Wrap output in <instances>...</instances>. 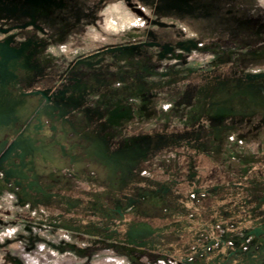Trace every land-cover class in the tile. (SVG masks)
I'll list each match as a JSON object with an SVG mask.
<instances>
[{
    "label": "rangeland",
    "instance_id": "1",
    "mask_svg": "<svg viewBox=\"0 0 264 264\" xmlns=\"http://www.w3.org/2000/svg\"><path fill=\"white\" fill-rule=\"evenodd\" d=\"M50 1L53 2L55 0ZM75 1H77L75 3L76 5L78 4V7L73 14V11L71 12L72 6L71 9H66L63 6L64 26L68 31L62 40V35L58 36L56 33L59 24L48 19V15L42 14L39 8L34 9L30 6V10L26 12V15L23 12L24 10L19 13V16L17 15L18 21L24 20L22 24L17 26L18 29H29L31 35L24 40L23 36L19 37L17 35L20 32L16 33L15 39L18 36L19 40L13 46L11 44L8 45L11 42L13 44V41H7L8 47L4 49L11 60H17L22 57L24 61H15V64L20 69L22 68L24 71L31 73L29 76L32 81L38 80L35 77V73L38 72L39 67L47 66L48 74H53L51 81L55 83L57 81L54 80V76L67 71V68L72 65L69 63L75 60H78L76 63L78 71L90 72L94 68L105 69L104 67L107 66L109 71H115L118 74L127 73L129 80H132L137 71L136 67L139 64L142 65V60H145L147 63L156 64L161 77L165 76L162 75L164 72H170L172 68L186 76L182 83L176 84L180 88L175 91L173 101L175 106V103L185 105L188 103V98L191 96L192 91H199L206 82V79L198 80L199 75L197 76L194 71L202 70L208 65L210 67L209 70H212V65L216 63L215 60L217 58L226 56V53H229L227 50L232 51L240 43L248 45L264 42V0H204V2H200L197 5L199 7V9L197 8L198 12L189 18H169L163 14L153 23V29L156 32L154 34L150 31H144L146 26L149 25L147 17L149 19L154 18L152 17L153 12L150 4L146 6L134 0V2L139 4L140 15L124 0ZM181 1L188 6L191 0ZM18 9H15V12ZM88 11L90 16L84 15L89 17L88 23L85 26H81V16ZM69 13L72 14L73 18H71ZM26 19H31V22L27 23ZM162 22L168 23L169 26L163 27L164 24ZM47 30L55 34L54 38H51L46 50H39L32 32L40 35L41 33H46ZM164 34L166 35L164 36ZM159 36L161 38L156 39ZM173 36L194 39L198 42L191 43L189 41L184 43V47L176 44L168 47L169 41H173ZM153 38L160 43L153 41ZM163 47L166 48L163 49ZM128 60L132 62H128ZM96 62L99 64L94 65ZM261 69H264V61L247 65L248 71ZM230 70L231 68L225 71L229 72ZM214 74L216 73L214 72L211 75ZM149 77L158 81L156 74H151ZM166 78L167 75L164 79ZM208 82L210 83V81ZM144 83L145 81L140 84L136 83L134 89L137 91L130 98V100L135 101L136 110L134 112H137L139 121L143 123L150 121L155 113V106L152 103L153 100L155 101L154 94L145 89ZM104 84L105 82L103 81L99 83L101 87ZM128 87L129 85L126 86V88ZM68 89L66 87V89L60 90L59 94L54 93L53 95H57L54 101L60 102L63 97L67 98L69 95ZM166 89H163L162 92H166ZM75 93L77 97L73 99L74 104L80 102L81 100L79 99L87 95L95 98V94H90L87 84L82 81L76 84ZM42 95L45 98L48 94L45 92ZM48 99L50 100V97ZM34 100L36 98H33V103L35 102ZM16 103L17 110L20 111L19 109L23 107V103L18 101ZM37 106H40L39 103ZM220 106L212 115L213 122L224 123L226 116L233 111L230 106ZM170 108L171 104L161 105V109L164 111H168ZM16 111L9 110L0 99V129L8 123L9 117ZM134 112L132 106L123 104L119 106L116 103L113 110L109 113V124L119 126L126 123L127 125L131 121ZM34 128L39 133L47 136L51 134V130L43 127L41 123H37ZM0 135H2V131H0ZM234 135L229 136L231 141L235 138ZM260 138L263 139L262 136L258 137V133L249 136L240 135L238 137L240 143L244 142V146ZM23 143L25 142L23 141ZM251 146V151H256L257 148L253 144ZM64 147L66 146L64 145ZM163 158L169 159L166 151L154 154L152 164L145 165V167L155 170L153 172L155 177L153 179L154 185L148 189L149 178L139 176L137 177V185L140 188L138 192L150 191L157 193L161 187L169 186L168 180L170 181L172 175L164 173L163 169L166 168L165 165L161 164ZM50 161L51 159H49ZM53 165H55L53 170L55 177L51 178L50 185L61 183L57 182V180H59L62 170L56 164ZM189 165L190 162L186 161L184 167L189 168ZM136 167L139 170L144 166L137 164ZM166 167L168 168V165ZM206 173L204 168L200 172L203 177L200 175L195 176L202 177L199 184L195 183V186L191 185L190 182L173 185L174 189L171 191L178 199L173 196L170 199L167 198L168 200L161 201V199H158L155 205L158 207L155 210L142 212V216L145 218L148 216L158 217L161 214L169 217L170 227L173 231L185 232L180 243L161 247L155 241L151 243L150 241L147 243V241L141 245L142 250L148 254L161 251L178 253L180 256L189 255L198 259L195 264H264V226L260 227V225L264 224V221H262L264 220V212H259L261 206H256L257 203L253 196L258 194L261 189L259 181L257 180V182L254 179L250 186L245 188V190H248L247 195L229 190L222 191L217 187L213 194L208 195L210 199L208 201L205 198L198 202L189 199L188 195L191 192L197 194L199 198L202 192L208 189H204L209 181ZM189 174L188 171L186 175ZM142 175L150 176V172L143 171ZM187 181L189 180L187 179ZM18 186L21 187L22 184L19 183ZM240 186L244 187V184ZM20 204L21 206L25 205L17 202L16 196L12 192L3 190L0 194V242L10 240L11 243L13 241L9 246L11 251L8 253H13L12 255L21 259L23 261H21L22 264H88L85 262L86 259L84 257H77L74 251L60 252L57 246L62 243H72L85 249V246L94 242L92 238L81 235L79 230L70 227L60 226L54 230V226L52 227L48 222L38 224V222L31 223L24 220V218H29L27 215L28 211L22 215L19 212L27 210L29 205L21 207ZM40 208L42 211L44 210L43 207ZM256 210L262 220L255 219L254 212ZM44 211L43 213H45ZM30 213L33 215L35 210ZM34 216L38 218L37 220L42 221L40 214ZM2 223L5 225L4 227H2ZM216 223L218 224L217 228L215 227ZM146 227L145 225L140 228L141 231H149ZM29 230H32V234H37L42 239L32 251L24 248L22 241L25 240L19 237V234L27 237L26 233L30 234ZM224 231H226V234L223 236ZM232 232H237V236L234 237ZM216 236H222L223 238L226 236L227 240H233L234 244H236V253L228 256L229 245L223 244L220 248L214 245L213 241ZM247 237L249 243L252 242L249 245L246 244ZM92 253L94 258L90 264H129L123 258L116 257L114 254H107L105 250L98 251L95 249V251L92 250Z\"/></svg>",
    "mask_w": 264,
    "mask_h": 264
},
{
    "label": "trees",
    "instance_id": "2",
    "mask_svg": "<svg viewBox=\"0 0 264 264\" xmlns=\"http://www.w3.org/2000/svg\"><path fill=\"white\" fill-rule=\"evenodd\" d=\"M37 1L39 3L41 1L42 6H33V8H39L42 14L48 15V19L59 24V26L57 25L59 28L56 33L58 36L62 35V40L68 31L64 26L63 6L66 9H71L72 6L71 12L73 11V14L78 7V4L76 5L75 3L77 1ZM124 1L132 9H135L137 14H140L139 4L137 2H134V0ZM136 1L146 6L150 4L153 12L152 17L154 18L149 19L147 17L149 25L146 26L144 31H150L152 34L156 33L153 29V23L163 14L169 18L177 16L180 19H184L193 14L199 4V0H191L188 6L181 0ZM174 12L176 14L173 15ZM72 14L70 15L71 18H73ZM84 15L90 16V12L88 11L86 14H82V19L80 20L81 26H85L88 23L89 17ZM162 24H164L163 27L169 26L168 23L162 22ZM18 32L20 33L17 35L19 37L23 36L24 40L31 35L29 29H20ZM46 33L48 35V42H46L45 48L49 46L48 44L51 42V38H54L55 35L48 30ZM19 37L17 36L16 40H19ZM33 37L36 39V43L40 40L36 32H34ZM172 40L174 44L178 45L182 38L173 36ZM142 61L143 64H139L136 67L137 71L132 80H129L127 73L118 74L115 71H109L107 70V66L104 67L105 69L94 68L90 72L78 71L72 74L71 71H63L62 75L60 73L55 75L54 80L57 81L60 79L64 82V87L69 88L67 98L63 97L60 102L57 101L61 106L59 104V106L55 105V107L52 109L49 108L45 112L48 116L49 125L56 129V134L53 133L52 136H39L32 133L31 137L32 144L38 151L37 153L53 148L54 161L57 159L63 162L62 167L58 166L62 170L61 176L63 177V182L50 185V175L53 173L55 165L51 164L49 159H42L40 164L37 162L38 159L33 158L34 163L37 165L35 164L36 166L32 167L33 181L30 184L31 186L22 183L21 187L18 185L16 187L20 191L19 197L21 203H30L31 210H39L40 207H43L45 210V213H38L42 217V221L37 220L38 218L32 216L29 212L28 216L31 223L38 222V224H42V222H48L52 227L54 226V230L60 226L77 229L81 234L92 236L101 242V244L96 246L100 249H104L107 252L113 251L114 254L119 256L129 257L132 254L137 257L132 259L133 264H157L156 261L162 257L160 254L149 258L148 262H142L141 258L144 257V254L141 253L140 241H155L161 247L175 245L180 243L185 232L173 231L170 227L169 217L162 214L158 217H141L142 222L150 226L149 231L142 232L136 223L130 222L127 218H123L122 214H117V211L114 210L115 202L122 203L125 200L123 197L124 194L128 196V199L124 201L128 206L123 207L120 204V207L124 211L131 206L130 201H128L131 199L129 193H133L135 186L139 188L137 185V177L149 178L147 186L153 182L155 178L153 172L155 170L147 166L145 167V165L152 164L154 154L161 151H166L168 154L169 159L163 158L161 164L165 165L166 169H163L164 173L172 175L170 177L171 181L173 179H179L181 181L180 183L190 182L191 185L195 186V183L199 184L200 179H202L203 175L200 172L205 168L209 181L207 187L204 189H208L203 191L199 198L194 192L188 195L189 199L197 202L202 201L204 198L207 201L210 200L208 195L214 193L212 190L215 187L220 188L222 191L229 190L247 195L248 190H245V188H248L254 179L256 181L258 180L261 189L258 191V194L253 196L257 203L256 206H261L259 212H264V181H262L264 180V142L258 139L255 142L249 143L261 145L256 151L241 150L234 154L231 151L232 156L235 157L234 160L239 167V171L232 177L231 185L220 186L223 183L220 182V179L225 176L227 177L230 170L224 167L220 159H214L217 155L215 151L216 146L215 144H206L208 143L209 136L203 142H200L202 140L200 138L204 137L206 132L210 131V128L206 125L207 115L214 114L221 107L220 105L231 107L230 103L234 96L226 94L224 97L226 99L218 102L214 98L217 94L216 91L210 95L208 93L204 94L203 90L205 86L208 89V85L213 84L214 79L220 76L222 71L229 68L230 64L217 65L216 62L212 65V70H209L210 67L208 65L202 70L194 71L197 73V76L199 75L198 80L206 79L205 85L199 91H192L187 104L183 105L182 103L174 102L176 104L175 106L173 104L175 91L180 88L176 84L179 82L182 83L186 76L182 75L175 68H172L167 74L166 79H164L166 77L164 76L159 78L158 81L152 80L149 75L155 74L153 63H147L145 60ZM128 62L132 61L128 60ZM97 64L99 63L96 62L94 65ZM214 72L216 74L211 75ZM47 75L48 82L50 81L52 84L51 77L53 74L50 73ZM220 79H224V77L221 75L218 80ZM79 81L87 84L90 94L94 93L95 98L87 95L82 99L80 98V102L74 104L73 99L77 97L75 86ZM100 81L105 82L104 86L101 87L99 85ZM144 81L145 89L153 93L155 97V101H152L155 106V113L150 121L145 123L139 121L137 112H134L136 110V103L130 100L132 98L131 95L137 91L134 89L136 83L140 84ZM128 85L129 87L126 88ZM162 88H167L166 92H162ZM116 103L119 106L121 104L132 106L134 112L133 117H131L132 119L127 125L126 123L120 124L119 126L109 124L108 116ZM164 103H170L172 105L168 111L161 109V105ZM175 107L177 108L175 109ZM35 113L36 109L33 107L32 116ZM186 131H191L188 137L184 135ZM199 133H201V136H199ZM195 134H199L197 138L194 137ZM17 141L18 145L24 144L23 139ZM62 143H67L72 148L71 152L76 154L75 163H71L72 157L63 150ZM199 145H203V147L198 148ZM139 152L143 154L141 155ZM247 154L248 156L254 155L255 158L244 160ZM40 155L43 156L42 154ZM186 161L190 162L189 168L184 167ZM137 164H142L144 167L138 170L136 167ZM166 165H168V168ZM143 171H149L150 176L142 175ZM188 171L190 174L186 175ZM196 175L202 177H195ZM68 179L72 180V182L67 183ZM242 184H244V187L240 186ZM10 190L16 192L14 188ZM171 196L176 198L173 192L170 193V196L166 195L167 198ZM254 213L255 219H261L257 210ZM4 226L3 224L2 227ZM217 226L218 224L216 223L215 227L217 228ZM261 226H264V224ZM29 232L30 234H27V237L21 234L20 238L27 239L29 241V250H33L42 239L37 234H32V230H29ZM232 233L234 237L237 236V232ZM225 234L226 231L223 232V236ZM214 238V245L225 244L228 246V241L231 240H227L226 236L225 238L222 236H216ZM4 247L0 246L1 263L4 261L1 257L10 254L8 253L9 251H5ZM59 249L61 251H67L70 250V247L69 244L62 243ZM74 251L81 256L88 255L90 257L89 254H91L90 251L92 249L76 248ZM175 254L176 256L178 255V253ZM15 258L18 261V258Z\"/></svg>",
    "mask_w": 264,
    "mask_h": 264
},
{
    "label": "flooded vegetation",
    "instance_id": "3",
    "mask_svg": "<svg viewBox=\"0 0 264 264\" xmlns=\"http://www.w3.org/2000/svg\"><path fill=\"white\" fill-rule=\"evenodd\" d=\"M16 1V2H15ZM210 1V0H208ZM200 2H204V0H199ZM207 2V1H206ZM42 6V2L37 0H0V72H1V81H0V99L3 101L5 106L9 110L16 111L18 107H16L18 101L19 103L22 102V106L20 107V111H16L11 114L9 117L8 123L3 126L0 131H2V135H0V194L3 192V190H7L9 192H12L17 199V202H20L19 197V189L16 187L19 183H26L29 186L32 183V174H33V168L37 164L34 163L33 158L38 159L37 162H41L42 159H51V164H58L57 166H61L63 162L56 159L54 161L55 157L53 156V148L50 150H43L39 153H37V149L32 144V133L39 135V136H47L46 134L39 133L34 126L37 123H41L43 127L46 129L51 130V134L49 136H52L53 133L56 134V129H54L52 126L49 125L48 122V116L45 114L47 109L55 107V105H58L57 100L54 101L55 98H57V95H53L54 93H58L60 90L66 89L63 85L64 82H62L60 79L57 80V82L49 83L48 82V67L47 66H41L37 73H35V77L38 79L35 82L32 81L29 76V74L26 71H24L22 68L16 66L15 61H24L22 60V57L17 60H11L9 59V56L6 55V50L4 49L7 46V41H13L12 44L9 43L8 45H15L16 43V33L19 30L18 25L22 24L23 21H18L19 13L23 12L26 15V12L30 10L31 8L36 6ZM46 7V6H45ZM18 9V11L15 12V9ZM199 9V7L197 6ZM194 11L193 14L189 15V18L192 15L194 16L197 12ZM166 12V11H165ZM164 12V13H165ZM201 12V11H199ZM169 13V12H168ZM166 14V13H165ZM176 14L175 12L173 15ZM18 15V16H17ZM177 17V16H176ZM178 18V17H177ZM27 23L31 22V19H26ZM171 24V23H170ZM25 34V33H24ZM34 35V33H32ZM166 34H164L165 36ZM163 36V37H164ZM40 40L37 42V45L39 46V50H46L45 45L48 42L47 33H41L39 35ZM161 38L159 36L156 39ZM180 38V37H179ZM153 41L160 43L158 40ZM239 39V38H238ZM198 42L194 39H184L179 42L180 47H184V43L187 42ZM170 45H175L173 41H169L168 47ZM166 47H163L165 49ZM37 49V50H38ZM222 51V50H221ZM229 53H226V56H222L221 58H217L215 61L217 62V65H224V64H230L231 70L228 71H222L221 75L224 77V79L218 80V78L221 76H217L213 82V84L208 85V89L206 86L204 87V94L208 93L212 95L214 91L217 92V94L214 96L220 102L224 98L226 94L233 95L234 98L231 100V108L232 112L231 114H228L226 116V120L224 123L219 122H213L212 115H207V123L206 125L210 128L209 132H206L204 137H201L202 139L200 142H203L207 140L206 138L209 136L208 143L206 144H215L216 148L215 151L217 155L214 157V159H220V161L224 164V167L226 169L230 170L227 177L220 179V182H223L220 186H227L231 185L232 177L235 176L236 172L239 171V167L235 163L234 156H232L231 151L234 153H238V151H251V144H247L244 146L243 142L240 143L238 137L240 135L249 136L254 133H258V137L264 142V69L261 70H255V71H248L247 65H250L252 63L257 62H263L264 61V42L261 44H248L245 45L244 43H240L235 46V49L232 51L227 50ZM237 54V55H236ZM78 60L72 61L69 64H72L70 67L67 68L66 72H72V74L78 72V68L76 67V63ZM9 66V67H8ZM155 70L154 73L157 75L158 79L161 78V74L157 70L156 64H153ZM9 68V69H8ZM24 68V67H23ZM227 68V70L229 69ZM18 69V70H17ZM180 70V69H179ZM217 72V71H216ZM169 73L168 71L164 72L162 75H167ZM218 73V72H217ZM61 75L63 74L60 73ZM160 74V75H159ZM51 84V85H49ZM31 88V86H33ZM69 90V89H68ZM51 91V92H49ZM56 91V92H55ZM47 93V97H43L42 93ZM190 94V93H189ZM55 96V97H54ZM50 97V100L48 99ZM33 98H36L33 103ZM6 101V102H5ZM39 103L40 106H37ZM262 103V104H261ZM164 104H170V103H164ZM59 106V105H58ZM61 106V105H60ZM172 106V105H171ZM16 107V108H15ZM36 109V113L34 116H32V108ZM15 108V109H14ZM110 120V119H109ZM109 122V121H108ZM58 130V129H57ZM191 131H186L184 133L185 137H188ZM202 132V131H201ZM204 133V132H202ZM200 134V135H199ZM195 134V138L201 136V133ZM235 134V138L231 141L229 136ZM24 140V144L18 145L17 140ZM17 141V142H16ZM64 145L66 147H64ZM257 149L261 147V145H254ZM63 150H65L69 155L72 157V162L75 163L76 154L71 152L72 148L67 145V143H62ZM198 147V146H197ZM203 145H199L198 148H202ZM64 153V151H63ZM42 154L43 156H41ZM231 156H230V155ZM40 156V157H39ZM233 157V158H232ZM61 158V157H60ZM252 158H255V156H248L246 155V158L244 160H250ZM232 162V163H231ZM231 163V164H230ZM36 164V165H35ZM41 164V163H40ZM74 168V167H73ZM55 173H51V178L55 177ZM59 176V175H58ZM36 181V180H34ZM57 182H63L62 176L59 177V180ZM72 180H67V183H71ZM181 181L179 179H173V181L168 180L169 186H164L159 189V191L156 192H138L140 188H137L135 186L133 193H129V197H131L130 200V207L126 210H122L120 207V204H122L123 207L128 206L125 204L124 201H126L128 198L127 194H124V201L121 202H115L114 204V210L117 211V214H122L123 218H127L130 222H134L137 224L139 228H143L146 224L142 222V212H149L155 210L156 207V201L158 199H161V201L167 199L166 195L170 196L171 190L173 189V185H176L177 183H180ZM154 183H149V187H153ZM14 188L15 191H11L10 189ZM216 188H213L212 191H216ZM18 193V194H17ZM193 197V195H192ZM170 198V197H169ZM28 206L27 210H22L19 213L22 215L23 213L32 212L31 210V204L26 203L25 205L20 204L21 207ZM44 211V210H43ZM42 209L39 210L35 209V213H30L32 216L38 215V213H43ZM123 211V212H122ZM45 212V211H44ZM28 215V214H27ZM126 216V217H125ZM26 217V216H22ZM140 217V219H138ZM151 217V216H148ZM156 219V218H155ZM24 220L29 221V218H24ZM139 221V222H138ZM141 224V225H140ZM147 229L149 230V225H146ZM153 228V226H151ZM28 232L26 233V235ZM21 234H19L20 237ZM83 235V234H81ZM88 236V235H85ZM94 240L93 243L85 246L86 248H91L93 251H103L104 249H100L99 247H96L97 245L101 244V242L97 241L92 236H88ZM25 241H22L23 245L25 246L28 251L29 250V241L27 239H24ZM143 244L144 241H140ZM147 242V241H145ZM13 243V241H11ZM10 240H6L5 242H0V246H5L4 249L6 252H10L9 246H10ZM149 243V241L147 242ZM151 243V242H150ZM230 251L228 250L229 254L228 256L233 255L236 253V244H234L233 240L228 241ZM252 242L249 243L248 237L246 238V244L249 245ZM218 248H220L221 244H215ZM60 245L57 246L58 250L60 252H63L59 249ZM70 250L68 251H74L76 248H80L77 244H69ZM83 249V248H82ZM66 252V251H65ZM75 252V251H74ZM107 254H114L113 251L107 252ZM77 257H84L86 260L85 262L90 264V262L94 258V254L92 251H90L91 254L90 257L87 255H79L77 252ZM128 254V252H126ZM141 253L144 254V257L141 258L142 262H148L149 258L155 257L154 255L160 254L162 257L158 259L156 262L157 264H195V261L198 259L193 258L189 255H183L180 256L179 254L176 256L175 253H166L159 251L158 253H146V251H143L141 249ZM13 254V253H12ZM12 254H6L1 257L3 258V262L0 264H22V260L18 259L16 260V256ZM11 255V256H10ZM131 256H119L114 254V256L123 258L125 261H127L129 264L132 263L133 258H137L130 254ZM22 261V262H21Z\"/></svg>",
    "mask_w": 264,
    "mask_h": 264
}]
</instances>
